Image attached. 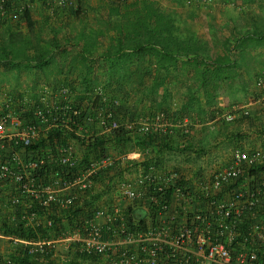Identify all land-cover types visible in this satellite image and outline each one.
<instances>
[{
	"label": "crops",
	"instance_id": "0c3cea01",
	"mask_svg": "<svg viewBox=\"0 0 264 264\" xmlns=\"http://www.w3.org/2000/svg\"><path fill=\"white\" fill-rule=\"evenodd\" d=\"M24 1L26 0H15V4ZM27 1L33 20L43 28V38L47 40L56 35L61 48L55 49L54 61L45 70L38 68L35 63L24 62L15 67L4 61L0 62V112L7 105V109L14 111L15 117L21 122H27L33 115L34 108L40 105V96L45 86L57 88L68 85L78 91L81 89L79 87L83 88L82 79L88 65L82 63L79 50L70 44L76 41V34L82 28L87 31H96V28L105 31V17L110 8L108 5L109 7L100 9L98 4L101 0H78L82 17L76 21L66 19L65 9L58 0H54V7L47 6L49 9L38 6L39 10H36L35 15L37 6L32 8V1L35 0ZM229 1L223 0L222 4L215 5L213 10H217L220 19L217 18L215 22L210 20L208 24L211 26L214 23L218 30H211L206 36L191 28L184 18L177 22L178 25L180 22L182 26L191 28L195 38L200 41L201 50L182 51L178 54L177 61L167 68L158 69L154 63L152 77L147 78L146 83L140 87L148 89L152 86L155 91L150 97L143 95L139 89L127 86L123 88L124 95L131 101L122 108L123 113L144 115L164 110L171 118L174 132H155V141L147 148L133 140H119L113 145L105 146L104 155L109 156L112 163L94 178L89 190L80 194L77 206L82 208L81 214H84L81 220L95 217L98 210H108L115 205L121 206L126 214L130 209H136L135 212L139 215L142 211L144 215L140 217L148 220L152 213L148 210L146 197L144 196L146 202H133L120 193L119 184L122 181L136 183L150 164H156L162 174L169 170H180L187 185L197 188L199 180L208 175L214 165H226L231 161L235 149L260 150L264 153V0H235L234 5H227ZM200 9L202 8L198 7L193 11ZM232 10L237 11L236 17L228 14ZM210 12L211 10H207L206 15L212 16ZM2 22L7 24L0 23V31L11 28L23 31L24 34L29 33V27L23 19ZM109 33L97 38L94 57L110 44L112 32ZM95 71V77L98 76L99 80L96 88L104 85L103 81L107 82L108 68L99 61ZM76 98H79L78 93L72 95L74 104L91 110V104L86 99L80 101ZM230 114L235 115L234 119H227ZM89 126L90 132L99 128L98 123H90ZM69 141L79 160L82 161L85 157L88 160L100 158L78 140L70 138ZM9 146L7 151L16 149L10 144ZM16 153L23 159L27 155L24 148H18ZM10 193L9 191L8 194ZM8 194L4 190L2 197L7 200L10 196ZM68 194V191L63 192L65 196ZM8 202L0 215L2 218L15 223L25 220V225L34 224L31 218H22L27 205L13 207ZM31 203L32 200L29 199L27 204ZM171 208L172 211L179 209L175 212L181 214L179 202L173 201ZM69 209H57L63 230L69 229L66 218ZM178 218L181 222L187 221L185 215ZM97 219L104 222L103 218ZM10 240L9 236L0 233L1 255L20 253ZM134 249L137 250L136 247ZM48 252L55 258L52 264H64L61 259L65 255L70 259L69 264H92L84 259V255L74 244L69 248L58 244L55 248H49ZM44 255L36 254L39 264H50ZM94 264H106V259L101 256Z\"/></svg>",
	"mask_w": 264,
	"mask_h": 264
},
{
	"label": "built area",
	"instance_id": "2783aa9c",
	"mask_svg": "<svg viewBox=\"0 0 264 264\" xmlns=\"http://www.w3.org/2000/svg\"><path fill=\"white\" fill-rule=\"evenodd\" d=\"M128 1L131 0H109L115 4ZM27 2L16 5L15 0H0V20H20L30 8ZM58 2L64 7L72 5L71 0ZM99 89L96 87V92ZM4 109L0 112V215L8 201L13 207L27 205L22 218H31L34 224L29 226L42 228L50 235L58 207L77 205L80 194L89 190L112 159L102 156L89 160L78 172L69 174L65 167L73 168L79 161L70 141H55L24 159L16 153L18 148L26 150L48 138L54 129L90 138L94 132L88 129L89 124L95 120L103 134L119 130L142 135L173 133L174 126L169 114L162 110L149 116L119 119L115 110L106 107L98 111L95 119L84 116L83 108L74 104L68 86H45L40 105L27 122L18 120L7 105ZM234 117L230 114L227 119ZM9 144L16 149L7 151ZM262 165L263 152L237 148L229 163L214 165L199 180L198 187L192 188L180 170L162 174L156 164H150L136 183L119 184L120 193L133 202H146V197L152 215L144 223L131 222L122 207L115 205L98 210L95 217L83 219L74 229L56 230L48 237L10 239L30 248V253H43L58 244L66 248L74 244L86 257L104 256L106 264H264V167L257 168ZM4 190L11 192L7 200L2 197ZM64 191L69 194L63 195ZM173 201L179 202L181 214L175 212L179 209L172 211ZM180 215H185L187 221L181 222ZM61 261L71 263L66 255ZM10 262L0 259V263Z\"/></svg>",
	"mask_w": 264,
	"mask_h": 264
},
{
	"label": "trees",
	"instance_id": "16d2710c",
	"mask_svg": "<svg viewBox=\"0 0 264 264\" xmlns=\"http://www.w3.org/2000/svg\"><path fill=\"white\" fill-rule=\"evenodd\" d=\"M71 1L72 5L77 3L79 7L77 13L80 14L78 0ZM46 2H49L48 6L50 8L54 7V0H46ZM107 14L109 17L106 21L105 31L101 29H97L96 31L95 29H90L87 31L82 28L76 34V41L70 44L79 50L82 63L88 65L87 72L84 73V78L82 79L83 88L82 86L79 87V89L81 88L83 90H73V88L68 85L61 86L70 87L72 95L78 93L79 98H76L77 100L82 101L86 99L87 102L91 104V110L83 109V114L84 116L91 115L93 119L97 117L99 110H103L106 107L115 110L114 113L119 119L153 115L157 111H152L150 114H131L129 116L127 113H123L122 108L127 106V100L130 99L124 95L123 88L127 86L131 89H139L143 95L150 97L155 89H153L152 86H149L148 89H141L140 87L146 83L147 78L152 77L153 64L156 63L158 69L167 68L169 64H174L177 61V56L182 51L198 52L201 50L200 41L195 38V33L191 31V28H183L180 22L178 25L177 22L181 18L176 17L174 13L167 12L158 0H133L126 4L114 3L110 5L109 13ZM22 19L26 21L29 27V33L24 34L23 31L12 30L11 28H5L4 31H0V62L4 61L7 64H13L15 67H18L20 63L24 62L35 63L38 68L45 70L46 67L53 63L55 49L58 50L61 48V44L56 39V35L47 40L43 38V29L36 28V22L33 20L30 9L25 10L20 20ZM0 23L7 24L1 20ZM110 31L112 32L110 35V44L99 55L94 57L93 51L97 47V38H99V36L109 35ZM28 52H30V54ZM99 61H101L102 64L104 63L106 68H108L107 82L103 81L104 85H101V89H99L101 94L94 89L99 82L98 76L95 77L96 64ZM104 96L107 97H105L106 100ZM115 101L117 105H115ZM93 123L97 124V120ZM153 134H134L124 130L103 134L100 133L98 128L95 129V132L90 138H81L74 132L54 129L48 138L27 147L26 152L27 155L30 152L35 153L36 150L39 152L41 148L47 145H53L55 141L65 144L70 138H73L78 140L88 151L94 152L96 157H102L105 156L103 148L110 144L113 145L114 142L119 140L125 142L133 140L142 147L147 148L155 141ZM27 155H25V157H27ZM88 161L89 160L85 157L82 161L79 160L75 167L70 169L65 167L64 171L69 172V174H74L78 172L80 168H83ZM262 167H264V165L258 166L257 168ZM99 174L96 177H98ZM22 206L23 205H20V207ZM36 209L42 214L41 209ZM81 209L82 208L79 206L74 205V207L68 210L66 218L69 222V228L74 229L81 225V217L84 215L81 214ZM135 211L136 209H130L127 213L129 214L128 217L130 221L144 223L145 218L143 219V217H140L143 214L142 211L140 215L136 214ZM55 219V225L51 228L53 230H49L50 232L63 230L61 218L55 216ZM24 223L25 220H20L15 223L0 216V233L9 237L25 239H35L53 235L48 234V232L42 228L37 227L38 229H34L32 226L25 225ZM10 242H13V239H11ZM13 246L16 247V250H20V253L0 254V259L2 261L7 258L11 260L9 264H39L36 257L38 252L30 253V248L20 244H15ZM48 250L49 248H47L43 254H45L44 257L51 262L50 264H52L55 258ZM83 257L94 264L96 261L100 260L101 255H94L91 257H86L84 255Z\"/></svg>",
	"mask_w": 264,
	"mask_h": 264
},
{
	"label": "rangeland",
	"instance_id": "374dc122",
	"mask_svg": "<svg viewBox=\"0 0 264 264\" xmlns=\"http://www.w3.org/2000/svg\"><path fill=\"white\" fill-rule=\"evenodd\" d=\"M131 1H133V0H131ZM145 1H149V0H145ZM158 1L161 3L162 7L165 10H167V12L174 13V15L178 18L186 19L188 24L191 25V28L196 30L199 34H203L206 36V33H208V32L210 33L211 30L212 31L218 30V27H216L214 25V23L210 26V24H208V22H210V20H213L215 22V20L217 18L220 19V17H218V14L216 13L217 10L215 11L213 9H215L216 4H219V3L222 4L223 0H202V2H200V3L198 0L197 1L196 0H194V1L193 0H158ZM32 3H33L32 8H34V6L36 8V6H37V8L35 9L34 15L36 13V10L38 9V6H40L41 8H47V6H48L46 0H44V1L43 0H35V1H32ZM126 3H129V1ZM126 3H124V4H126ZM112 4H114V3L109 2V0H101V3L98 4V7L100 9H102V8H104L108 5H112ZM234 4H235V0H230L227 3V5H234ZM62 7H63V9H65L64 15H65L66 19H68V20L75 19L76 21L81 19V17H82L81 11H80V14L77 13V10L79 9L77 3L75 5H68L67 7H64V6H62ZM198 7L202 8V9H200L199 11H193L195 8H198ZM70 8H72V9H70ZM47 9H49V8H47ZM207 10H211L210 14H212V16L206 15ZM194 12H197V14H195ZM262 12H264V11H262ZM228 14L229 15L232 14L231 17H236L237 11L232 10ZM222 16H223V12H222ZM102 17H104V15H102ZM197 17H199V20H196ZM105 18H108V15H106ZM36 28L40 29L42 27L37 26ZM183 28H184V26H183ZM96 30H97V28H96ZM102 30L104 31V29H102ZM128 99H129V97H128ZM130 102H131L130 100H127V105H129Z\"/></svg>",
	"mask_w": 264,
	"mask_h": 264
}]
</instances>
